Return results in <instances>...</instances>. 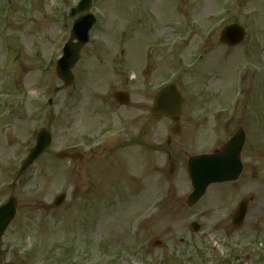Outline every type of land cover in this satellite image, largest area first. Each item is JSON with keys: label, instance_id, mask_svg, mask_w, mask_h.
Listing matches in <instances>:
<instances>
[{"label": "rangeland", "instance_id": "obj_1", "mask_svg": "<svg viewBox=\"0 0 264 264\" xmlns=\"http://www.w3.org/2000/svg\"><path fill=\"white\" fill-rule=\"evenodd\" d=\"M40 1L42 2L39 4L37 0H16L13 11L6 3L0 7V79L8 76L6 80L9 79L12 84L11 93L8 94L18 97L16 103H7L13 107V116L8 112V120L5 118L4 121L7 120L6 128L12 132L0 131L3 134H0V163L8 173L19 167L29 147L34 145L33 137L30 145L24 146L28 145L31 137L28 131L35 132L45 128L53 135L47 154L22 176L18 224L15 223L9 230L7 238L8 261L16 264H68L73 256L82 251L90 249L93 255L103 245L107 252L114 253L119 246L133 248L129 242L133 241L135 246L140 235L144 239L151 234V237L158 238L165 244L163 248L149 250L148 253L152 255L151 264H162L163 260L165 264H186L187 260L182 257L187 254L201 261L204 258L206 261L201 264H219L224 256L231 259L235 254L242 257L241 262L264 264V121L263 126L257 127L248 120L250 113L256 115L258 108L264 117V62L263 100L256 95V78H245V102L238 100L233 106L230 95L237 89L235 80L241 74L243 51L235 49L228 52L221 45L211 50V46L217 43L215 40L204 45V52L209 53L201 54L197 59V53L205 43L207 28L222 27V22H219L221 19L207 18L208 12L215 15L218 14L217 11L221 12V5L216 3L215 10H200L199 7H209L212 2L99 0L108 29L103 30L99 26L93 28V36L100 38V42L91 39L83 48V59L73 69L74 78L78 81L74 88L65 90L54 73L53 66L57 58H60L61 47L68 39V32L64 33L58 27L66 24L63 7L58 3L53 6V1L58 0ZM68 1L73 3V0ZM213 1H224V6H227L231 0ZM232 2L235 5L231 6L228 16L222 19L237 21L245 29L248 28L250 35L254 33V41L257 40V31L253 29L255 27L252 20H257L258 28H261L260 40L264 42V0ZM28 3H31V9L28 8ZM145 3L159 11L163 24L160 32L167 36L162 39V43L166 41L169 44V39L171 41L176 37H170L172 32L164 24L174 21V17L181 18V8L184 12L193 11V14L184 17V23L179 19L180 25L191 26L192 21L198 20L203 28L201 30L199 26L198 29L191 30V38L184 44L185 35L183 43L174 49L172 55L166 46L157 50L158 54H155L146 73L145 44L159 36L152 37L148 32V18L146 21L134 19L136 9ZM21 4L26 7L24 11L18 9ZM46 17L48 21L44 20ZM111 17H115L113 22L116 24H113ZM128 17L134 19L133 32L122 34L120 27ZM248 45L249 37L242 46L250 49L251 47H246ZM262 48L260 53L264 61V44ZM124 51L126 54L120 55ZM251 54L254 55V52ZM190 60L193 61L189 62ZM118 61L121 63L117 64ZM175 64L180 65L178 71L173 67ZM102 78L113 79L104 83ZM118 78H142L145 84L142 85V81L136 84L131 81L129 85ZM160 78L179 82L185 89L182 94L180 121L182 131L167 146L164 143L171 121H154L149 111L153 88L163 80H159ZM127 85L133 91L127 106L139 109L131 108L130 113L127 112L129 109L116 107L113 102L114 92L127 90ZM48 90L52 99H48ZM48 100L52 102L50 105ZM97 107L101 108L96 110ZM108 108L120 109L119 113L128 123L129 134L143 133V143L148 144V151L152 153V164L159 168L157 172L161 174L154 173L151 177V196L140 200L141 207L147 205L143 211L127 215L125 220L119 217L120 213L116 217L108 215L104 218L103 225L97 228L89 225L90 220H94L90 214L93 206H88L85 200L87 193L96 191L97 196L102 199L109 192V187L104 186L111 183L114 186H128L129 183L118 178L103 179L98 172L86 173L78 166L74 169L58 166L54 164L53 154L64 150L69 139L86 141L101 133L102 127L107 124L106 117L109 118L107 127H121H117V113H111ZM23 109H26V113L22 117L20 114ZM219 109H224V113H216ZM94 110L95 113L89 115ZM15 114L18 116L15 117ZM52 116H55L54 120ZM69 126L72 127L70 131L67 130ZM239 126L248 134L243 155L245 170L241 179L235 184L210 187L201 201L192 210H187L184 200L191 188L185 173L186 159L193 154L211 151ZM257 128L263 131L261 138L257 136ZM257 138L261 139L263 147L260 140L257 142ZM121 146L123 141L113 142L108 150L113 151ZM123 153L124 151H119L113 154L99 169H110L113 159L121 157ZM168 156L176 163L171 176L164 172L168 167ZM148 159V156H132L131 162L123 164L117 170L112 168V171L125 176L134 162L145 164ZM95 163L93 162L94 165ZM66 172L71 175L72 181L66 180ZM73 179L76 185L73 184ZM101 189H104V194H101ZM65 193L67 198L60 206H55V198ZM118 195L124 197L123 194ZM241 200L249 201L246 218L240 227L233 228L231 216ZM158 201L163 203L155 210L153 208ZM133 205V200L128 197L118 204V208ZM136 207L137 204L134 208ZM137 213H147L148 217H152L149 222L137 226V236L133 238L131 232L134 223L130 220ZM193 220L201 225V232L196 235L191 234L188 229ZM18 226L23 227L21 236ZM111 231L112 235L108 237ZM180 237L184 239L183 244H177ZM230 243L236 245L234 250ZM211 244L217 245L218 250L211 251ZM94 260L89 258L85 261L90 264ZM111 263L126 264L122 258L112 259Z\"/></svg>", "mask_w": 264, "mask_h": 264}, {"label": "water", "instance_id": "obj_2", "mask_svg": "<svg viewBox=\"0 0 264 264\" xmlns=\"http://www.w3.org/2000/svg\"><path fill=\"white\" fill-rule=\"evenodd\" d=\"M89 4V0H87ZM90 18V16H88ZM88 24L81 32L76 28L73 33V38H76L79 42H69L66 47V54L63 59L58 63L57 74L69 84L72 79L70 69L75 64L79 50L84 43L87 42V29ZM78 30V31H77ZM181 99L176 87L173 84H169L165 87L159 95L155 98L152 113L154 118H160L162 116L170 117L174 125L170 131L172 135L177 134L180 131L179 128V115L181 113ZM49 144L48 134L42 133L38 137L37 146L31 151L29 158L24 162L20 173L31 164ZM243 144V136L231 139L226 143L221 151L216 152L213 155H201L194 156L188 159L187 171L192 186V193L187 199V205L191 207L193 204L203 196L208 185L216 182L235 180L240 171L241 164L239 160L240 150ZM60 158L67 157L65 154L59 155ZM62 197L58 199L61 201ZM246 210V203L240 204L239 209L235 214V223L240 224ZM13 211V207L9 209ZM197 229V227H195Z\"/></svg>", "mask_w": 264, "mask_h": 264}, {"label": "flooded vegetation", "instance_id": "obj_3", "mask_svg": "<svg viewBox=\"0 0 264 264\" xmlns=\"http://www.w3.org/2000/svg\"><path fill=\"white\" fill-rule=\"evenodd\" d=\"M132 141L137 144L138 150H139V155H141V156H147V151H148V145H147V143L144 144L143 143L144 140L143 141L142 140H136L134 138L132 139ZM144 168H145V164H142L141 163V166L139 167V170H144ZM134 171H135V169H134Z\"/></svg>", "mask_w": 264, "mask_h": 264}]
</instances>
